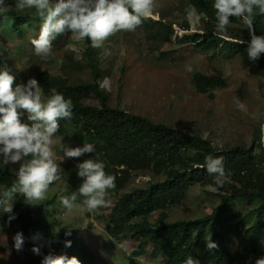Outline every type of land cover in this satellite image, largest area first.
Masks as SVG:
<instances>
[{
    "label": "trees",
    "instance_id": "obj_1",
    "mask_svg": "<svg viewBox=\"0 0 264 264\" xmlns=\"http://www.w3.org/2000/svg\"><path fill=\"white\" fill-rule=\"evenodd\" d=\"M187 1L203 24L202 32L185 34L179 38V42H190L184 51L218 60L220 73L198 71L190 80L198 94L213 98L214 89H223L228 84L222 74L224 65L236 57L241 58L238 55H248L247 42L250 36L242 21L232 18L227 36L221 37L215 32L214 0ZM24 11H17L11 5L0 12V69L7 67L16 77L15 84L22 83L10 65L8 67L5 45L11 41L19 47L21 43V52L28 48L32 64L37 67L31 78L39 81L43 97H49L50 89L55 88L66 99H72V118L63 120L65 123L60 124L57 133L60 148L64 137L75 141L74 147L83 146L85 142L92 143L96 154L106 163V173L116 177V188L108 191L111 192L108 206L93 211L96 218L104 222L102 239L107 251H123L124 261L136 264L137 258L141 256L159 264H183L189 255L197 264H252L253 258L263 256L264 145L259 140L264 115L259 116L255 123L251 144L221 147L206 135L200 136L196 128H176L167 123L155 122L142 114L125 111L112 105L110 95L103 86L110 67L97 59V48L90 47L89 40H84L82 52L69 51L63 56L57 74L42 67L41 61H34L35 50L31 40L38 38L39 33L35 30L40 28L42 22L35 9H30L29 15ZM164 21V17L157 21L148 18L140 25L144 39L157 45L158 49L173 34L170 22ZM182 26L184 30H190L188 23ZM254 28L257 35H264V15H256ZM29 35L30 39L27 37ZM71 35L66 32L61 37L67 39ZM21 57L24 58V53ZM249 62V71L264 78V55L255 62ZM87 68L90 69V78L84 79L82 74ZM22 119L27 120V113ZM63 149H58V152L63 153ZM94 155L88 154V157ZM208 155L223 157L225 170L231 173V183L225 184L223 188L212 190L209 187L213 177L203 167ZM15 166L17 164L4 165L0 159V192L11 187L16 179ZM77 171L76 165L69 170L67 166L61 165V179L49 186L53 191L48 189L46 196L51 193L63 195L62 189H65L66 196L77 191L83 182ZM138 176H151L153 182L132 189V181ZM58 183L61 184L59 189ZM191 187L203 188L204 193L217 198L218 202L202 217L170 221V209L182 204ZM83 199L79 197L75 205L84 207ZM33 202L34 205H30L23 196L17 195L12 201V215L15 218L11 222L9 214L0 210V237L11 235L10 229L16 228V233L22 232L25 237L24 249L31 250L33 242L28 238L40 234L41 254L32 252L27 264H36L41 256L51 253L50 245L51 251L58 252L66 248L77 252L75 256L82 264H92L98 256L102 258L97 241L86 238L89 232H93L91 223H88L80 237L50 236V226L54 221L50 214L47 215V206L56 203L55 195ZM52 211L59 212L55 208ZM85 212L90 216V212ZM92 236L96 237L95 234ZM229 236L235 238L234 249L228 246ZM207 237H212L219 245L216 251L208 252L205 249L204 239ZM47 239L49 242H46ZM66 240L72 241L71 247H65ZM88 241L95 243L97 252ZM10 256L12 264H19L14 255Z\"/></svg>",
    "mask_w": 264,
    "mask_h": 264
},
{
    "label": "rangeland",
    "instance_id": "obj_2",
    "mask_svg": "<svg viewBox=\"0 0 264 264\" xmlns=\"http://www.w3.org/2000/svg\"><path fill=\"white\" fill-rule=\"evenodd\" d=\"M16 2L17 0H5V5L7 7L13 5L16 8ZM154 4V17H150L154 20L164 17V22L169 21L173 29L171 39H166L161 49L144 39L140 27L132 32H118L109 37L99 48L100 57L98 56L97 59L110 67L108 74L104 77L103 86L110 95L112 105L119 106L128 112L142 114L155 122L167 123L172 127L196 128L200 136L206 135L221 147L235 146L239 143L251 144V138L256 130L255 123L259 116L264 115V78L249 71L248 55H238L241 58L232 59L222 69V74L228 83L225 88L214 89L213 98L206 94H198L190 83L193 74L198 71L210 74L220 73L219 62L199 53L184 51L183 49L187 48L190 42L181 43L178 39L185 33L202 32L203 24L187 0H154ZM24 13L29 15L30 9H26ZM183 23H188L189 31L184 30ZM35 31L39 33L40 28ZM27 37L31 38L30 35ZM83 43V41H77L72 35L67 39L58 36L53 41L52 55L47 59L35 55L34 61H41L42 67L57 74L63 56L69 51L79 53ZM174 44L179 48H175ZM5 45L8 52V67L10 65L20 81L26 84L37 69L36 65L32 64L29 49L25 48L24 52H21V43L19 47H16L11 41ZM22 53L24 58L21 57ZM188 68L191 71H188ZM82 77L90 78L89 68L85 70ZM118 96L119 100H117ZM236 98L245 105L244 110L236 106ZM62 123L65 122L61 120L60 124ZM73 144L76 142L70 138L62 139L63 148L74 147ZM60 146L56 133L51 145L53 158L60 166H67L68 170L89 158L88 154H85L78 159H65L64 154L61 151L58 152V149H63ZM18 167L17 164L15 173ZM152 182L151 176H138L132 181L134 186L132 189ZM60 187L61 184L58 183L57 188ZM49 189L53 191L52 187ZM62 194L48 195L49 198L55 195L56 198L54 205L47 206V215L50 214V218L56 224L55 231L59 230L63 234L70 231V237H80L83 231H86L88 223H91L93 232H89L86 238L96 240L102 254V258L98 256L92 264H136L133 261H124L125 252L123 251L111 249L107 251L102 239L104 222L97 219L93 211L90 212V216H87L84 207L74 205L71 210L65 209L60 204V198L66 196L65 189H62ZM110 194L111 192H108L106 196L108 201H110L108 197ZM112 201L114 202L115 198ZM217 202L218 199L204 193L203 188L191 187L182 204L170 209V221L202 217L209 213ZM53 208L59 212H53ZM58 222H61L60 225ZM16 231V228L10 229L11 235L9 234L8 237L12 236L11 243H9L10 240L0 239L1 247L15 254L13 237ZM93 234L96 237H93ZM93 241L88 242L97 252L98 248ZM228 246L230 249L235 248L234 236L228 237ZM127 255L129 256V253ZM6 257L10 259L9 255ZM259 257L262 256L253 258L252 264H255ZM137 262L138 264H159L142 256L137 258Z\"/></svg>",
    "mask_w": 264,
    "mask_h": 264
},
{
    "label": "clouds",
    "instance_id": "obj_3",
    "mask_svg": "<svg viewBox=\"0 0 264 264\" xmlns=\"http://www.w3.org/2000/svg\"><path fill=\"white\" fill-rule=\"evenodd\" d=\"M6 7L5 0H0V12L5 11ZM154 8V0H17L16 2L17 11L35 9L42 22L38 38H33L31 44L35 55L44 59L52 55L53 41L66 32L71 33L77 41L89 40L90 47L97 48L98 58L99 48L109 37L121 31H135L137 27L143 31L140 25L145 19L151 18ZM213 8L216 20L215 32L221 37L227 36L231 19L241 20L250 36L247 42L248 58L252 62L259 60L261 55H264V35L256 34L254 21L256 15H264V0H214ZM239 43L243 44L245 41ZM84 47L85 42L80 52ZM187 70L191 71L190 68ZM15 80L16 77L7 67L0 69V159L4 165H19L15 173L16 179L11 187L0 192V210L9 214V222L15 218L12 215L14 209L12 201L17 195L23 196L26 203L34 205L33 201L45 200L49 186L61 179L60 165L53 158L51 145L53 137L60 130V121L70 120L74 108L72 99L70 97L66 99L55 88L50 89L51 95L45 99L40 83L35 78H30L26 84H15ZM236 106L240 110L245 108L238 98H236ZM25 113H27L26 121L22 119ZM259 143L264 145V124L260 126ZM92 153L95 154L94 157L84 159L76 166L77 175L83 181L78 190L70 196L60 198V204L65 209L71 210L79 197L84 198L82 205L88 212L98 207H106L110 203L106 200V196L109 190L116 188V177L106 173V163L99 154H96L95 146L85 142L83 146H66L63 149L65 159H78ZM203 167H206L207 173L213 177L212 185H209L212 190L231 183V173L225 170L223 157L208 155L205 157ZM60 223L58 222V225ZM55 226L56 224L50 226V236L70 237V231L63 234L59 230L55 231ZM11 237L4 236L0 239L10 240L11 243ZM28 239L33 242L31 250L24 249L23 233H16L13 237L16 254L11 250L5 251L0 242V264L8 262L12 264L10 254L14 255L19 264H27L32 252L40 255V234L36 233ZM204 240L208 252H214L219 248L212 237ZM46 242L49 240L47 239ZM71 245V240L65 241V247ZM49 249L51 253L41 256V260L36 264H82L75 256L77 252L66 248L58 252L51 251V245ZM8 255L10 259H7ZM183 264H197V262L189 255ZM255 264H264V256L257 258Z\"/></svg>",
    "mask_w": 264,
    "mask_h": 264
},
{
    "label": "bare ground",
    "instance_id": "obj_4",
    "mask_svg": "<svg viewBox=\"0 0 264 264\" xmlns=\"http://www.w3.org/2000/svg\"><path fill=\"white\" fill-rule=\"evenodd\" d=\"M152 16L154 17L153 13H152L151 17H152Z\"/></svg>",
    "mask_w": 264,
    "mask_h": 264
}]
</instances>
